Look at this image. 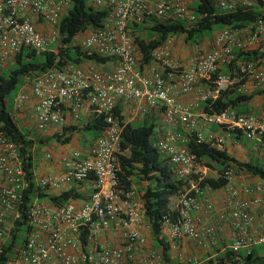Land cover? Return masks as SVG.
Segmentation results:
<instances>
[{
    "label": "built area",
    "instance_id": "obj_1",
    "mask_svg": "<svg viewBox=\"0 0 264 264\" xmlns=\"http://www.w3.org/2000/svg\"><path fill=\"white\" fill-rule=\"evenodd\" d=\"M106 10V25L85 30L71 41L80 52L107 58L105 65L65 64L23 86L13 99L12 113L20 127L38 133L52 128L59 133L91 113L103 116L104 128L90 147L57 146L43 160L54 171L35 184L42 191L61 194L86 183L92 192L86 201L50 206L35 201L25 209L30 227L25 243L15 249L18 264H165L162 253L148 247L142 231L141 194L119 185L122 130L129 123L158 115L153 146L173 166L179 180H192L177 198L179 203L164 220V234L175 254L179 243L190 242L194 255L178 254L180 264H201L200 257L228 251L264 257V181L230 163L222 173L227 184L217 190L221 206L208 199L195 179L206 177L207 166L186 148L185 134L196 132L198 143L224 150L226 144L247 143L249 153L264 166V104L248 113L226 109L203 113L199 105L219 92L237 88H264V25L246 30L222 29L214 34L210 50L193 47L183 62L175 54L174 38L151 53L142 64L130 26L150 18L184 21L194 16L182 0H87ZM71 0H0V73L22 50L58 51V26L70 10ZM222 11L234 4L218 1ZM264 11V0H262ZM257 49L258 61L240 65L233 77L221 71L234 60L233 50ZM217 74L213 79V75ZM202 82L209 85L203 88ZM193 96L189 103L182 99ZM200 127L206 132L202 133ZM29 182L18 146L0 126V256L14 222L21 217ZM146 231H150L146 225ZM112 238L114 245H108ZM200 255V256H199ZM214 255V254H213ZM199 256V257H198ZM8 264V263H7Z\"/></svg>",
    "mask_w": 264,
    "mask_h": 264
},
{
    "label": "trees",
    "instance_id": "obj_2",
    "mask_svg": "<svg viewBox=\"0 0 264 264\" xmlns=\"http://www.w3.org/2000/svg\"><path fill=\"white\" fill-rule=\"evenodd\" d=\"M187 3L186 0H182ZM188 9L194 16V21L188 24L184 21H169L158 18H150L142 24L130 26V33L137 47L142 64L151 62V53L162 47L170 38L184 37L191 45L200 46L206 38L214 37L217 30H246L257 22L264 25V11L262 0H245L234 5L230 11H222L218 7L217 0H193ZM107 11L97 10L90 6L87 0H71L70 10L61 20L58 31L60 43L58 51L36 53L33 50L22 49L3 72L0 73V126L7 138L18 146L20 157L24 163V170L29 182V188L24 194L21 217L14 222L10 238L4 245L0 256V264H7L13 259L17 247L22 246L29 233L30 227L26 218L25 209L35 201L45 202L50 206H60L68 202H81L88 199V194H83L73 187L61 194H50L42 191L35 184V152L44 144L53 141L61 145H68L77 137L80 145L90 147L100 137L104 128L103 116L91 113L82 117L76 124L66 127L62 132L52 137H39L33 127H20L19 122L12 113L13 99L22 89L24 83L37 78L52 67L65 64L94 63L105 65L109 59L102 58L95 53L80 52L72 48V39L85 30L101 29L106 25ZM234 60L222 69L224 74L233 77L239 72L240 65L249 61H258L260 54L257 49L243 51L233 50ZM217 74L212 77L215 79ZM245 83V79L236 85L234 89L219 92L215 98H210L199 105V111L203 113H219L226 109L235 110L238 113H248L246 106L255 95L264 94L263 91L254 94L239 93L237 88ZM209 85L204 83V88ZM11 94L15 96L9 100ZM157 125L153 118L129 123L122 130V154L119 156V185L123 191L134 189L139 185L138 192L144 210V220L150 229L152 237V249L162 253L165 264H180L173 260L171 243L164 234V220L169 215L175 216L171 209V201L190 187L192 180H179L175 176L173 166L163 154L154 148L152 138L155 135ZM187 140L186 148L194 154L209 169L216 170L217 178L205 177L195 179L202 189L208 188L217 191L227 184L222 173L230 163H235L245 171L258 176L264 181V166L259 159H250L248 162H240L233 158L225 150L218 149L208 143H198L197 133L185 134L181 129H176ZM145 183V186L140 184ZM92 192V187L89 193ZM214 255L207 254L200 257L201 264H264V257L258 256L257 251L247 256L243 252L234 254L228 251Z\"/></svg>",
    "mask_w": 264,
    "mask_h": 264
},
{
    "label": "rangeland",
    "instance_id": "obj_3",
    "mask_svg": "<svg viewBox=\"0 0 264 264\" xmlns=\"http://www.w3.org/2000/svg\"><path fill=\"white\" fill-rule=\"evenodd\" d=\"M189 3V5H192L190 3V1H187ZM213 37L211 38H206L205 41L200 45V47L204 48L205 50H210L211 48V43H212ZM174 44L176 45V56L182 60L183 62H186L191 56H192V52H193V47L194 45H191L189 43H187L184 39V37H176L174 38ZM29 82L24 83V87L25 89H27ZM202 86L204 88V83L202 82ZM263 89H252V88H246L245 89V94H254L255 92H260L263 91ZM15 96V94H11L9 97V100H11L13 97ZM261 104H264V94H257L255 95V97L253 98V100L251 102L248 103V109H250V111L255 110L257 107H259ZM29 127H32L31 123H28ZM157 125V124H156ZM200 130H202V133H204V127H200ZM39 137H44L45 134H39ZM57 146H62L61 144L57 143L56 141H53L50 144H44L42 146H40V148L38 150H36L35 152V161H38L40 158L43 157L45 151L50 150V149H54ZM67 147H73V148H87L86 146L83 147L80 145V140L75 137L72 142L68 145H64ZM228 154H230V156H232L233 158L239 160L240 162H248L251 158V154L248 151V144L247 143H243L239 146H233V145H229L226 144L225 147L223 148ZM206 166V165H204ZM208 172L206 174V177L209 178H217L219 176V174L217 173L216 170L212 169L213 167H211V169H209L208 167H206ZM141 186H145V183L140 184ZM139 185H135L134 189L136 191H138L139 189ZM171 209L176 208L177 204L179 203V199L173 198L171 201ZM146 227V222L143 219L142 222V231H144V233L146 234L147 238H148V247L152 248V237L150 234V231H146L145 230ZM187 249L191 250V253L188 254L187 252H185ZM196 252L195 248L192 246V244L190 242H181L179 243V246L175 252V254L173 255V260L176 261L178 260V254H183V255H194V253ZM196 254V253H195ZM200 256V255H199ZM198 256V257H199ZM8 263L10 264H18L15 262V260H10Z\"/></svg>",
    "mask_w": 264,
    "mask_h": 264
},
{
    "label": "crops",
    "instance_id": "obj_4",
    "mask_svg": "<svg viewBox=\"0 0 264 264\" xmlns=\"http://www.w3.org/2000/svg\"><path fill=\"white\" fill-rule=\"evenodd\" d=\"M186 1H188V0H186ZM190 1V3L191 4H193L194 3V1L193 0H189ZM217 1H220V0H217ZM224 1H226V2H229V3H232V4H234V5H237V4H239V3H243L245 0H224ZM188 3V2H187ZM218 31H220V30H217L216 31V33L218 32ZM174 47H175V54H176V45L174 44ZM193 99V96H187V97H184L183 99H182V101L184 102V103H189V102H191V100ZM246 107H248V105L246 106ZM86 116H88V115H86ZM85 117V116H84ZM153 120H154V122L157 124V125H159V121H160V118H159V116L158 115H156V116H153ZM204 132H206V129H204ZM59 132L57 131V130H54V129H52V128H49V129H47L45 132H44V134H45V137H52V136H54V135H56V134H58ZM248 151H249V146H248ZM251 158L252 159H259L257 156H253L252 154H251ZM54 171V168L50 165V164H48V163H46L44 160H43V158H40L38 161H35V168H34V175H35V179L37 180V179H39V177H42V176H44V175H46V174H49V173H51V172H53ZM90 188H91V185L90 184H88V183H86L85 185H84V188L83 189H81V190H79V191H81L83 194H88V196H89V190H90ZM50 194H56V193H50ZM207 197H208V199H210L214 204H215V206L218 208V207H220L221 206V199H220V197L217 195V191H211V190H209L208 192H207ZM172 203V202H171ZM152 243V242H151ZM108 245H114V242L112 241V238H110V240L108 241ZM185 252H187L188 254H190L191 253V250H189V249H187ZM8 264H10V263H8Z\"/></svg>",
    "mask_w": 264,
    "mask_h": 264
}]
</instances>
